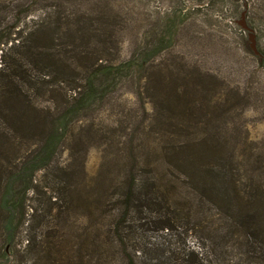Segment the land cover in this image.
<instances>
[{
  "label": "trees",
  "instance_id": "1",
  "mask_svg": "<svg viewBox=\"0 0 264 264\" xmlns=\"http://www.w3.org/2000/svg\"><path fill=\"white\" fill-rule=\"evenodd\" d=\"M86 15L54 6L30 27L0 18V264H264V180L241 177L244 150L194 130L175 91L164 100L181 108L161 113L172 128L148 148L144 169L141 153L107 182L77 175V145L88 142L71 139L66 120L107 69L85 63L89 33L110 43ZM61 147L76 152L40 185L34 173L53 167Z\"/></svg>",
  "mask_w": 264,
  "mask_h": 264
},
{
  "label": "rangeland",
  "instance_id": "2",
  "mask_svg": "<svg viewBox=\"0 0 264 264\" xmlns=\"http://www.w3.org/2000/svg\"><path fill=\"white\" fill-rule=\"evenodd\" d=\"M54 6L85 11L84 23L106 27L110 43H102L104 33H89L85 63L107 69L93 76L85 108L66 120L71 139L83 137L87 147H61L53 167L34 173L37 183L53 184L54 166L74 152L84 157L77 175L86 181L120 176L141 153L144 169L148 148L172 128L161 113L181 108L164 100L173 91L199 121L194 130L244 150L241 177L264 180V0H7L0 18H25L30 27ZM59 72L53 77L68 83L70 75Z\"/></svg>",
  "mask_w": 264,
  "mask_h": 264
}]
</instances>
